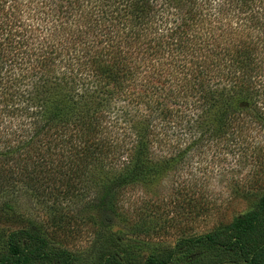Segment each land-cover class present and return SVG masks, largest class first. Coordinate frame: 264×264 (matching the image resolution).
Here are the masks:
<instances>
[{"label": "trees", "instance_id": "trees-1", "mask_svg": "<svg viewBox=\"0 0 264 264\" xmlns=\"http://www.w3.org/2000/svg\"><path fill=\"white\" fill-rule=\"evenodd\" d=\"M245 118L264 136V0H0V219L19 216V183L36 193L55 181L64 197L95 188L85 211L107 226L123 190L182 160L154 157L173 134L191 149L236 138ZM255 197L241 219L132 264L192 250L191 264H264V193ZM1 239L0 264L74 260L48 254L37 227Z\"/></svg>", "mask_w": 264, "mask_h": 264}, {"label": "rangeland", "instance_id": "rangeland-1", "mask_svg": "<svg viewBox=\"0 0 264 264\" xmlns=\"http://www.w3.org/2000/svg\"><path fill=\"white\" fill-rule=\"evenodd\" d=\"M248 120L245 118L242 133L236 138L228 135L220 142H198L191 149L189 135L172 133V142L155 151L154 157L160 160L164 158L162 153L169 156L174 154L172 151H183L182 160L151 184L123 190L116 215L107 221V226L97 212L85 211L84 206L94 197L93 185L92 190H76L64 197L59 189L51 190L57 184L53 181L49 188L36 193L19 183V216L1 218L0 232L37 227L48 242L45 251L54 254L65 250L72 254V264H100L103 252L132 264L172 249L180 238L227 226L251 212L256 194L264 193V136L259 127L252 123L249 126ZM109 128L111 137L118 135L117 126ZM60 215L65 218L56 219ZM3 253L1 239L0 254ZM198 256L197 250L185 251L178 254L174 264H191ZM27 264L57 263L45 259L43 263L29 260Z\"/></svg>", "mask_w": 264, "mask_h": 264}]
</instances>
